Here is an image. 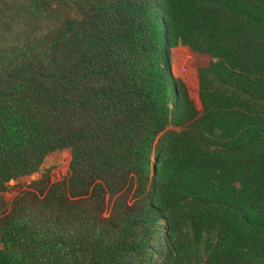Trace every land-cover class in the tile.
Returning a JSON list of instances; mask_svg holds the SVG:
<instances>
[{
	"label": "trees",
	"instance_id": "trees-1",
	"mask_svg": "<svg viewBox=\"0 0 264 264\" xmlns=\"http://www.w3.org/2000/svg\"><path fill=\"white\" fill-rule=\"evenodd\" d=\"M0 264H264V0H0Z\"/></svg>",
	"mask_w": 264,
	"mask_h": 264
},
{
	"label": "rangeland",
	"instance_id": "rangeland-1",
	"mask_svg": "<svg viewBox=\"0 0 264 264\" xmlns=\"http://www.w3.org/2000/svg\"><path fill=\"white\" fill-rule=\"evenodd\" d=\"M169 59L172 74L180 79L185 86L188 96L192 99L194 105L199 108L197 96L196 74L193 65L189 59V51L186 46L174 45L169 48ZM69 150L61 149L49 152L43 159L40 169L37 172L10 179L1 193L6 201H9L22 189H26V183L38 178L48 170L49 181H59L65 178L67 171ZM46 172V171H45ZM106 206L109 205V198L105 195Z\"/></svg>",
	"mask_w": 264,
	"mask_h": 264
}]
</instances>
